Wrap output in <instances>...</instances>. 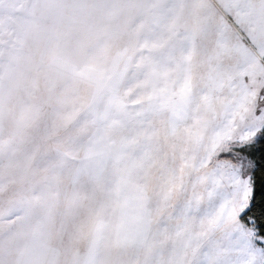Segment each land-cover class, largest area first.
Segmentation results:
<instances>
[{
	"label": "snow or ice",
	"instance_id": "1",
	"mask_svg": "<svg viewBox=\"0 0 264 264\" xmlns=\"http://www.w3.org/2000/svg\"><path fill=\"white\" fill-rule=\"evenodd\" d=\"M0 264H264V0H0Z\"/></svg>",
	"mask_w": 264,
	"mask_h": 264
}]
</instances>
